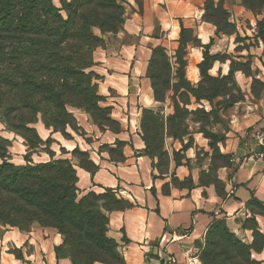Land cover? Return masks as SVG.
Segmentation results:
<instances>
[{
  "label": "crops",
  "instance_id": "0c3cea01",
  "mask_svg": "<svg viewBox=\"0 0 264 264\" xmlns=\"http://www.w3.org/2000/svg\"><path fill=\"white\" fill-rule=\"evenodd\" d=\"M125 1L127 9L122 30L105 35V47L92 53V71L100 74L101 81L110 83L114 78L126 85V89L119 87L125 89V96L110 97L106 101L115 100L114 106H164L168 101L166 98L158 102L153 97L146 75L148 61L153 48H164L174 76V55L180 46L182 30L191 35L183 44L184 78L191 86H197L202 79L199 65L206 53L212 59L207 69L208 76L217 79L231 76L230 85L246 89L247 80L240 72L232 71L231 63L237 61L238 34L245 36L240 29L242 22L252 20L255 23L256 18L241 7L238 0H211L215 6L221 4L227 12V22L235 27L234 34L230 35L218 32L212 22L204 19L207 0ZM124 39L131 40L126 43ZM250 50L253 59L262 57L263 48ZM105 90L110 96L115 87L107 85ZM244 98L247 102L236 106L244 104L246 108L248 105L256 108L249 96L244 95ZM247 114L245 111V116L231 114L229 117V128L224 131L219 150L230 159L227 165H219L215 169L219 191L214 182L204 183L197 177L193 181H179L187 183V187L174 188L168 177L173 173L184 180L190 175V170L184 166L175 168L170 163L168 174L157 172L143 154L144 145L138 132L125 130L122 124L116 133L107 131L102 134L105 143H124L122 161L95 152L93 146L90 148L87 152L89 160L98 171L89 173L75 167L77 186L80 185L78 192L85 190L102 194L110 190L127 205L107 214V235L118 245L117 251L125 264H167L170 258L174 259L173 264H185L187 258L195 254V243L202 241L214 221H224L237 237H245L249 233L240 227L241 221L249 216L245 207L251 201L264 206V116L254 113L250 116L255 117L250 118ZM113 118L120 123L133 121L132 114H124L122 110L114 111ZM255 127L259 129L257 135L251 133ZM198 146L205 147L203 144ZM256 220L264 231L263 218L257 217ZM62 242L61 235L53 228L33 226L28 232L2 228L0 264H71L69 259L56 256L55 249ZM256 256L263 261L264 250Z\"/></svg>",
  "mask_w": 264,
  "mask_h": 264
},
{
  "label": "trees",
  "instance_id": "16d2710c",
  "mask_svg": "<svg viewBox=\"0 0 264 264\" xmlns=\"http://www.w3.org/2000/svg\"><path fill=\"white\" fill-rule=\"evenodd\" d=\"M241 1L248 9L264 5V0ZM218 7L226 13L224 24L232 27L231 32L220 30V21L213 17ZM123 15L116 0L62 1V8L54 6L52 0H0V120L6 129L20 135L27 146L23 157L26 164L15 166L10 163L7 151L10 144L0 138V143L6 144L4 154L0 153V226L28 232L37 223L41 227L55 229L63 241L55 249L56 256L69 259L71 264H125L117 251L118 245L107 235V214L127 205L110 190L100 195L87 193L78 199V178L74 165L68 160H54L51 151L48 152L52 156L48 163L33 164L31 155L38 152L40 149L37 148L40 147L43 152L52 139L49 136L43 140L31 126L41 122L46 130L51 129L52 134L62 135L66 134L67 126L75 130L69 123L73 116L68 112V107L84 108L95 118L93 108L88 107L91 99L89 90L94 86L92 77L95 75L86 72L94 65L93 51L105 47L103 37L122 30ZM204 19L212 22L220 33L230 35L235 32V27L227 22L228 14L221 4L215 6L211 0H207ZM96 29L101 36H96ZM190 38V32L182 30L180 46L174 55V76L165 49H152L146 75L156 101L163 102L169 87L181 80L187 87L191 86L184 78L183 60V44ZM154 59L164 60L161 68L169 72L168 84L161 98L155 86L157 74L150 72ZM211 61L204 53V60L199 65L202 79L196 86V94H192L196 101L211 103L223 96L222 92L216 93L220 88L204 96L199 92L202 87L201 91L207 90V79L216 82L217 78L207 75ZM159 70L155 69L158 73ZM173 77L177 79L171 83ZM217 80L227 81L230 86L231 76ZM118 131L120 128L112 133ZM115 143L124 146L121 141ZM77 151L78 148H74L71 155L74 156ZM219 157L225 160L222 165L228 164V155ZM122 159L121 148L120 159L115 161ZM88 164L90 168L86 166ZM79 168L89 173L98 171L88 154ZM213 184L219 191L217 182ZM109 193L113 194L112 200L107 198L106 205H99L98 200ZM219 222L221 220L214 221L206 232L203 256L201 252L196 253L200 263L260 264L250 259L251 252H261L256 243L252 247L243 245L235 241L234 234L226 228L215 234L213 231ZM194 246L200 249L198 243Z\"/></svg>",
  "mask_w": 264,
  "mask_h": 264
},
{
  "label": "rangeland",
  "instance_id": "374dc122",
  "mask_svg": "<svg viewBox=\"0 0 264 264\" xmlns=\"http://www.w3.org/2000/svg\"><path fill=\"white\" fill-rule=\"evenodd\" d=\"M62 1L67 3L70 0H52V3L57 8H62ZM238 2L241 7L252 13L254 18H256L255 23L252 22V20H244L242 22L243 25L240 26V29H242L245 35L244 37H246L247 40L241 33L238 34L239 36L236 39L237 61L232 62V68L240 72L242 78L245 77L247 80L246 89L243 88L244 90H241L238 86H229L227 81L223 82L216 79V82H213L207 79L206 82L208 86H205L207 90L201 91L202 87L199 91L201 96L209 95L218 90V88H220V91L218 90L216 93H223V96H220L221 98L208 103L206 101H196L192 96V94H196V90H198L196 86L187 87L184 81L181 80L177 85L174 84L169 87L166 94V99L168 101L164 106H158L157 108H145L134 104L114 106L115 100L106 101V99L125 96V82L112 78L110 79L112 82L104 83L101 81L100 74L97 75L91 68L86 72H93L95 75V77H92V85L94 86H91L89 90L91 99L90 103H88V107L93 108L95 118L91 117L84 108L68 107V112L73 116L69 123L75 130L67 126L65 131L66 134L62 135L61 133L52 134L51 129L49 132L46 131L41 122L31 126L42 139L46 140L49 136H51L52 139L49 140L48 145L43 148L45 149L43 152L40 151V147L37 148V150L40 149L38 152L31 155L32 163L35 165L48 163L52 157H50L48 152L51 151L54 160H68L74 167L79 168V164L85 163L87 152L90 151L92 146L95 152L105 153L106 157L110 156L115 160H119L122 147L116 145V143L108 144L103 142L102 134L107 131H117L122 124L125 130L128 128L138 132L142 144L144 145L143 154L149 159L151 167L153 169L156 168L157 172L160 174H168L170 163H172L175 168L177 166H184L190 170V175L184 178V180L175 177L173 173L168 177L174 188L189 186L187 183L179 181H193L195 177H197L198 181L204 183L217 182V187L219 188L220 184L215 180V169L217 166L225 163L224 158L219 157V155H222L219 150V145L220 142L223 141L224 131L229 128L230 115L239 114V116H245L246 111L249 113L247 115H249L250 118L255 117L250 116L254 113L260 116L263 114L264 116V5L259 8L248 9L242 4L241 0H238ZM116 3L121 6L124 12V21L127 9L125 5L126 1L116 0ZM62 15H64L63 12ZM213 17L220 21V30L226 33L233 30L231 26L224 24L226 13L220 7L215 10ZM94 33L98 37L101 36L97 29ZM130 40L131 39H124V42L127 43L130 42ZM256 47H260V49L263 48V50H261L262 57L260 56L258 59H253L249 52H251V48L253 50ZM163 63L164 60L162 59H157V61L154 59L150 69L151 73L157 74V76H155V86L159 98L162 97L169 80L168 69L165 71L162 69ZM156 68H160L159 73L155 71ZM97 71H99V73L101 72L100 70ZM175 79L177 78L173 77V80ZM107 85L115 87V90L111 91L110 96L106 94L105 88ZM119 87H124L125 89ZM222 87L224 88L222 89ZM131 90L132 87L129 85V92H131ZM244 95L249 96L251 102L256 105V108L250 105H248L249 108H246L244 104L236 106L238 103L247 102ZM261 100L262 102L260 103L259 101ZM120 110L127 115L131 113L133 121L117 122L113 118V112H120ZM197 133L201 135H195ZM251 133L257 135L259 129L256 127L252 128ZM0 138L10 144V148H7L9 157L12 160H10V163L15 166H24L26 164L23 160L27 152L26 143L20 135L6 129L1 120ZM196 139L199 141L197 142L198 144H196ZM199 143L203 144V147L205 145V147L200 148L198 146L200 145ZM4 145L6 144L0 143L1 154L5 152ZM76 147L78 151L72 156L71 151ZM210 147H212V149ZM66 152H68V154ZM86 166L88 168L91 167L90 164ZM79 186L80 185L77 187ZM91 192L92 191L87 192L85 190H79L77 193L78 199ZM107 198L111 201L113 194L109 193L105 198L98 200V204L106 205ZM117 206H120V204ZM245 208L249 212V216L247 219L241 221L240 227L241 230L249 231V233L246 235L247 237H237L234 235L235 241L248 247H252V245L256 243V247L262 252L264 250V231H262L256 218L261 217L264 222V206L257 201H253ZM33 226L39 225L34 223ZM2 228L12 227L0 226V236ZM225 228L227 231H230L226 223L221 220L213 232L215 234L221 233ZM15 229L18 230L17 228ZM255 237L257 239L254 242ZM205 242L206 234L202 241L196 242L200 245V249L194 246L195 253L199 254L201 252L203 256ZM14 253L19 256L18 252L14 251ZM260 253L251 252L250 259L264 264V260L260 261L256 256Z\"/></svg>",
  "mask_w": 264,
  "mask_h": 264
},
{
  "label": "built area",
  "instance_id": "2783aa9c",
  "mask_svg": "<svg viewBox=\"0 0 264 264\" xmlns=\"http://www.w3.org/2000/svg\"><path fill=\"white\" fill-rule=\"evenodd\" d=\"M175 261L173 258H170L167 261V264H173ZM185 264H201L198 260V257L196 256V253L193 256H189L185 262Z\"/></svg>",
  "mask_w": 264,
  "mask_h": 264
},
{
  "label": "bare ground",
  "instance_id": "6f19581e",
  "mask_svg": "<svg viewBox=\"0 0 264 264\" xmlns=\"http://www.w3.org/2000/svg\"><path fill=\"white\" fill-rule=\"evenodd\" d=\"M72 150V149H71ZM81 177H82V173L80 172V174H79Z\"/></svg>",
  "mask_w": 264,
  "mask_h": 264
}]
</instances>
